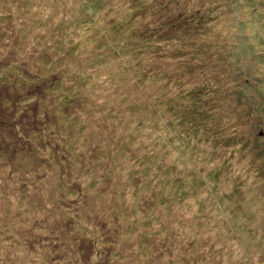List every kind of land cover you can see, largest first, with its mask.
<instances>
[{
    "label": "rangeland",
    "instance_id": "1",
    "mask_svg": "<svg viewBox=\"0 0 264 264\" xmlns=\"http://www.w3.org/2000/svg\"><path fill=\"white\" fill-rule=\"evenodd\" d=\"M0 264H264V0H0Z\"/></svg>",
    "mask_w": 264,
    "mask_h": 264
}]
</instances>
